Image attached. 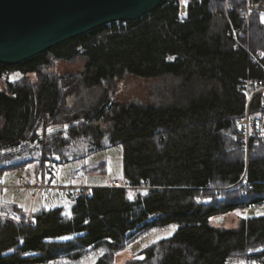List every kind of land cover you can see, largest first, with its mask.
Returning <instances> with one entry per match:
<instances>
[{"label": "trees", "instance_id": "trees-1", "mask_svg": "<svg viewBox=\"0 0 264 264\" xmlns=\"http://www.w3.org/2000/svg\"><path fill=\"white\" fill-rule=\"evenodd\" d=\"M228 1L236 25L249 1L264 3L187 0L181 17L180 0H164L135 21L104 25L16 66L0 63V78L21 74L0 85V171L34 165L47 172L123 147V178L69 198L70 214L56 206L30 215L12 205L18 215L11 218L0 208V264L79 262L91 253L98 254L93 264H116L118 253L170 227L171 236L143 245L125 264H229L234 257L264 264V145L252 146L247 166L236 132L247 106L239 81L263 70L233 47ZM242 41L264 53L263 13L252 14ZM79 58L80 71L53 70ZM127 75L162 79L156 101L120 103L115 95ZM246 167L249 195L235 185ZM250 204L260 209L237 226L221 224Z\"/></svg>", "mask_w": 264, "mask_h": 264}, {"label": "rangeland", "instance_id": "rangeland-1", "mask_svg": "<svg viewBox=\"0 0 264 264\" xmlns=\"http://www.w3.org/2000/svg\"><path fill=\"white\" fill-rule=\"evenodd\" d=\"M187 1V0H185ZM85 60L79 58L75 61H58L53 67L54 71L61 74L68 72H76L83 69ZM15 80L21 77L18 72L11 73L10 75L0 78V85L5 89V78ZM35 79L34 75H31ZM162 79L160 78H141L135 75H127L119 82V87L116 92L115 98L120 103H128L132 101H139L143 103L155 102L158 86L161 85ZM5 120L0 117V129L3 128ZM11 150V149H10ZM123 147L116 145L107 150L94 152L84 158H79L66 163H57L58 169L55 173L57 182L64 185H88L98 186L114 183L123 178V161H122ZM104 164L103 170H96V167ZM34 165L28 166L26 169H7L0 171V184H9L10 187H0V195L5 200H9L12 204H17L24 212H35L39 208L45 206L53 208L56 206H64L66 213L70 214V202L66 196L68 190L66 189H25L16 187L20 184V177H27L30 174H37ZM8 207L3 215L16 218L17 213ZM2 211V210H1ZM252 210H243L226 214L221 224L227 227L237 226L241 215H248ZM264 212V208L261 210ZM175 231L174 227L166 229H157L147 234L143 239L133 243L126 250L118 253L116 257V264H125L128 259L132 257L134 251L155 240L171 236ZM98 254L91 253L82 261L79 262H57L51 264H93ZM244 264L246 261L241 257H234L229 261V264Z\"/></svg>", "mask_w": 264, "mask_h": 264}, {"label": "water", "instance_id": "water-1", "mask_svg": "<svg viewBox=\"0 0 264 264\" xmlns=\"http://www.w3.org/2000/svg\"><path fill=\"white\" fill-rule=\"evenodd\" d=\"M164 0H0V63L16 66L114 22L135 21Z\"/></svg>", "mask_w": 264, "mask_h": 264}, {"label": "built area", "instance_id": "built-area-1", "mask_svg": "<svg viewBox=\"0 0 264 264\" xmlns=\"http://www.w3.org/2000/svg\"><path fill=\"white\" fill-rule=\"evenodd\" d=\"M229 1L226 5V13L229 14L231 10ZM263 13L264 14V3L262 2H252L249 1L247 6L241 9L240 14L243 17V25H236L228 15L230 27L229 35L233 39V47L236 49L245 50L250 56L252 62L263 70V75L259 77H247L242 78L239 81L238 88L247 98L246 111L242 117H240L236 122V132L237 138L241 142L242 147L246 153V164L248 166L249 154L253 145H264V63L262 58L264 53L262 51L254 52L248 46H246L242 37L244 35V29L246 22L250 19L254 13ZM186 13V1L180 0V16L185 17ZM58 166L53 164L50 168V171L44 172L40 171L36 174H30L27 177H20V184L16 187L25 188V189H66L68 198H77L82 194L83 190L90 191L93 186L88 185H60L53 174L56 173ZM247 167L244 173L242 174L240 180L235 185L243 186V191L246 195H249L250 191L253 189V184L248 178ZM115 186L120 187L119 182L115 183ZM126 188L131 187L130 185L123 186ZM138 188H144L138 187ZM247 210H256L260 209L256 204H250L246 207ZM29 223H34L32 216L28 217Z\"/></svg>", "mask_w": 264, "mask_h": 264}, {"label": "crops", "instance_id": "crops-1", "mask_svg": "<svg viewBox=\"0 0 264 264\" xmlns=\"http://www.w3.org/2000/svg\"><path fill=\"white\" fill-rule=\"evenodd\" d=\"M34 176H38L37 174L36 175H34ZM79 185V184H78ZM0 187H10V185L9 184H0ZM12 205H17V204H12V202L11 201H9V200H5L4 199V197L2 196V194L0 195V208H3V207H6V208H8V207H12ZM45 206H43V208H44ZM45 208H47V207H45ZM29 214L31 215V212H29Z\"/></svg>", "mask_w": 264, "mask_h": 264}, {"label": "snow or ice", "instance_id": "snow-or-ice-1", "mask_svg": "<svg viewBox=\"0 0 264 264\" xmlns=\"http://www.w3.org/2000/svg\"><path fill=\"white\" fill-rule=\"evenodd\" d=\"M241 264H242V262H241Z\"/></svg>", "mask_w": 264, "mask_h": 264}]
</instances>
